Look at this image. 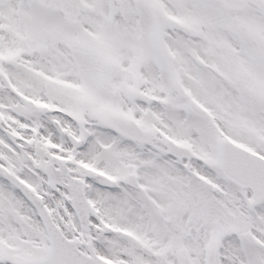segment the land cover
I'll list each match as a JSON object with an SVG mask.
<instances>
[{
  "label": "snow or ice",
  "instance_id": "6c2138e0",
  "mask_svg": "<svg viewBox=\"0 0 264 264\" xmlns=\"http://www.w3.org/2000/svg\"><path fill=\"white\" fill-rule=\"evenodd\" d=\"M0 264H264V0H0Z\"/></svg>",
  "mask_w": 264,
  "mask_h": 264
}]
</instances>
